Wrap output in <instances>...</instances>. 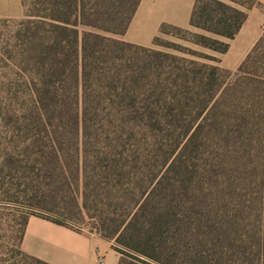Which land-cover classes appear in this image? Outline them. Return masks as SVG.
Listing matches in <instances>:
<instances>
[{"label": "trees", "instance_id": "trees-1", "mask_svg": "<svg viewBox=\"0 0 264 264\" xmlns=\"http://www.w3.org/2000/svg\"><path fill=\"white\" fill-rule=\"evenodd\" d=\"M20 2L0 17L15 252L45 264L19 247L35 214L85 219L115 264H264V27L233 70L201 49L224 52L256 1L192 0L193 29L161 21L149 45L120 38L139 0Z\"/></svg>", "mask_w": 264, "mask_h": 264}, {"label": "crops", "instance_id": "crops-1", "mask_svg": "<svg viewBox=\"0 0 264 264\" xmlns=\"http://www.w3.org/2000/svg\"><path fill=\"white\" fill-rule=\"evenodd\" d=\"M143 2L144 0H139L127 28L120 38L124 39V33L130 27ZM245 11L246 17L233 37L222 38L227 42V49L224 52L209 50V53L218 59L216 63L222 67L233 70L264 27V14L259 8L252 5ZM155 23L157 33L160 20ZM180 25L185 27V24ZM186 26L192 28L187 23ZM153 35L151 32L143 38L142 42L136 43L149 45ZM19 247L24 253L45 264H99L97 263L99 255L102 256L101 264H115L118 256L110 247V241L99 236L88 226L81 224L79 228H75L69 224L55 223L35 214L27 215Z\"/></svg>", "mask_w": 264, "mask_h": 264}, {"label": "rangeland", "instance_id": "rangeland-1", "mask_svg": "<svg viewBox=\"0 0 264 264\" xmlns=\"http://www.w3.org/2000/svg\"><path fill=\"white\" fill-rule=\"evenodd\" d=\"M255 7L259 8L264 14V0H255ZM192 0H144L137 11L130 27L124 33L123 38L132 42H142L151 32L156 33V21H166L176 25L185 24ZM23 13V6L20 0H0V17H19ZM155 23V24H154ZM183 27V26H182ZM155 31V32H154ZM169 39L180 41L197 48L190 43H186L173 36H165ZM209 53V49L201 48ZM264 53V52H263ZM18 210H24V207L14 205H0V264H39L29 257L19 255L13 248V239L15 234L12 232L14 222L17 221L16 214ZM7 214L8 216H5ZM14 217V219H12ZM6 218H8L6 220ZM79 225L88 226L84 219L78 222Z\"/></svg>", "mask_w": 264, "mask_h": 264}, {"label": "built area", "instance_id": "built-area-1", "mask_svg": "<svg viewBox=\"0 0 264 264\" xmlns=\"http://www.w3.org/2000/svg\"><path fill=\"white\" fill-rule=\"evenodd\" d=\"M71 226L75 227V228H79L80 225L79 224H70ZM97 263L101 264L102 263V256H97Z\"/></svg>", "mask_w": 264, "mask_h": 264}]
</instances>
